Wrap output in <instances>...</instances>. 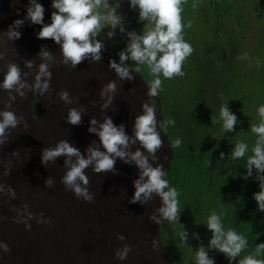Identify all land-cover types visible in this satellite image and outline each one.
Segmentation results:
<instances>
[{
  "label": "clouds",
  "instance_id": "1",
  "mask_svg": "<svg viewBox=\"0 0 264 264\" xmlns=\"http://www.w3.org/2000/svg\"><path fill=\"white\" fill-rule=\"evenodd\" d=\"M121 3L122 0H51L50 6L55 11L50 15V22L44 23L43 5L38 0H28L25 17L14 20L7 32L12 40L18 39L21 32L17 29L24 25L25 20L34 25H41L36 33L37 38H51L60 46L62 63L75 68L81 61H100L107 38L114 40L118 29L120 33L126 35L127 41L121 43L118 41L117 44L126 46L117 53L119 62L109 61V68L113 69L122 81L125 79L131 81L133 70H130L126 61L135 62V72H139L141 66H147L149 74L153 77L148 83L147 95L157 97L162 90L161 77L172 79L174 76H183L185 74L182 70L183 62L193 52L192 46L184 39L183 34V30L191 26V22L182 23L183 0H127L129 8L138 12V22L147 21L152 25L143 32L126 31V17L118 11ZM218 20L214 21L215 27ZM100 36L104 37L100 38ZM38 55L43 62L39 64L34 82L31 84L27 83L25 79L27 73L19 64L15 62L8 64L3 79L0 80V89L8 91L9 100H15L16 95L24 97L28 91L37 95H44L49 91L52 75L50 65L55 63V58L46 46L40 48ZM24 67L31 68V61L26 60ZM196 81L198 84L197 78ZM115 90L114 81H110L102 89L101 96L106 97L102 108L106 109L112 104L113 98L110 93H114ZM58 95L65 104L73 102L65 89L60 90ZM200 95L203 96L201 93ZM141 108V114L134 118L132 134L126 132L123 123L116 125L107 115L102 122L92 118L89 120L87 131L98 137V143L92 141L82 154L73 143L62 139L54 147L42 150L41 162L43 164L56 162L63 155V167L66 171L61 182L66 190L85 202L93 200V195L88 190L89 180L85 169L91 167L96 173H115L114 165L117 158L125 164L134 165L138 172L137 178L132 181L134 193L129 202H139L144 205L158 196L161 201L160 207L150 219L157 224L167 220L179 225L176 235L181 242L186 243L189 233L181 223H178L183 210L178 199L179 192L169 184L163 166L159 164L154 166L149 158L151 156L154 160L156 151L162 145L160 130H166L169 125H174L175 121L158 120L157 110L151 103L144 102ZM8 109L10 104L6 105L5 110H0V139L4 137L7 129L16 127L23 119ZM82 113H84L83 106L70 108L65 117L66 122L79 125ZM257 113L260 117L259 123L250 126L251 133L255 134L251 154L246 156L249 145L240 141L235 143L230 155L233 160L246 156L244 165L246 172L242 179L252 177L255 170L259 191L253 193V199L256 201L257 210L264 212V104L257 107ZM218 122L223 133L232 132L234 125L239 124L236 114L229 109L228 102L221 106ZM137 143L140 147L133 151L132 146ZM180 145V137L170 142V146L174 149ZM224 155L223 152L220 153L221 158H224ZM53 184L54 180L47 177L45 185L52 187ZM223 216V212L217 213L215 210L207 216L204 225L211 232V237L207 246L200 245L195 250V264H215V259L209 256L210 249L224 254L229 264H232V261L248 247V240L244 234L238 233L233 228H225ZM38 222L51 223L50 218H43ZM26 226L30 227V225ZM192 237L199 239L198 233L195 232L192 233ZM117 239L125 241L123 234H118ZM131 250L129 244L122 243L114 256L123 261ZM0 251H10L7 242L0 241ZM262 255H264V242L256 244L253 251L240 258L237 264H264V259L260 258Z\"/></svg>",
  "mask_w": 264,
  "mask_h": 264
},
{
  "label": "rangeland",
  "instance_id": "2",
  "mask_svg": "<svg viewBox=\"0 0 264 264\" xmlns=\"http://www.w3.org/2000/svg\"><path fill=\"white\" fill-rule=\"evenodd\" d=\"M49 1L50 0H38L40 3L43 2L42 5L45 7V9L48 8L47 6L49 5ZM4 4H6L5 0H0L1 10ZM182 9V23L191 22V26L183 30L184 39L190 43L193 48V52L183 62L182 70L185 73L183 76H174L172 79H164L161 77L162 90L157 96L159 97L166 119H172L175 121V124L169 125L166 130H160L161 140L165 138L166 131L170 142L176 137H180V147H182V149L178 152L174 148L172 149L170 142L168 141V153H170V156L175 158L176 163L172 165V172H167V179H169L168 177L176 178L173 181L176 185L173 184V182H170L169 184L171 186H175L179 192L178 198L181 200L189 201V193H194L190 188L194 187V189H197L200 193L205 192L207 190L205 188H212L214 194L210 195V198L199 197L195 203H198L199 201V204L203 205L202 200H204L205 204V199H209L206 204L209 205V202H211V205H215V211H217V213L223 212V221L227 220L232 223L237 221L240 223L238 224V227H233L232 224V227L230 228H235L236 231L238 230V233H242L245 236H247V227L245 221H248V217H257L253 222H256L257 225L255 224V226L258 228L248 230L252 233L255 232L259 234V237L256 240L248 243L249 251L252 252L256 244L264 242V212L258 211L257 205H254V207L249 210L252 211L249 214L246 207L245 211H242L241 209H235L230 206L231 204H235V199L239 196H242V199H246L243 189L244 182L241 174L246 171L244 165L246 164L247 154L244 158L233 160L230 155L232 146H230L228 142L232 139L233 141L237 140L235 143L243 141L249 146L254 145V141H249L250 138L255 137V134L251 133L250 131V126L252 124L259 123L260 117L257 113V107L261 104H264V0H183ZM118 11L126 17V31L135 30L137 32H143L152 27V25L147 21L138 22V12L129 8L127 0H122ZM15 13L18 12L10 11L7 8L5 11H1L0 24L5 23L6 16H8V18L11 20V16ZM45 13L47 12L45 11L44 14ZM25 15L26 11L24 12V17ZM216 19H219L222 22V28L220 30H217L214 25V21ZM27 22L29 21L25 20V25ZM10 25L0 26V41L8 34L7 31ZM40 28L41 25L36 26L37 30H40ZM105 30L107 31L108 29L106 28ZM231 35L234 36V39L231 38ZM102 37L103 36H100V38ZM238 38H240L239 42H237ZM231 39L237 44L238 50L236 51L238 55L235 59V70L230 77L228 76L229 85L228 93L226 94V103L228 102L229 109L236 114L239 124L234 125V130L232 132L223 133L221 125L218 122L219 112L215 113L213 122H211L208 126H206L207 118L205 119L204 124H202L200 121V112L202 107L206 105L207 99L201 95V98L197 97V95L200 93V87L197 84L195 72L192 73L193 69L191 68V64L194 63L198 58V61H203V59L207 57L213 58L214 56H218L220 58L218 62L223 63V56H225L227 53L231 54ZM106 41L107 43L105 44L103 50H110V52L119 59L117 53L126 45L122 46L117 44V42L119 41L121 43L127 41L126 35L120 33L117 29L114 40H108L107 38ZM106 41L104 40V43ZM52 43L53 54L55 55L59 45L54 41H52ZM108 45H110L109 47L111 49L108 47ZM116 49L118 52L115 51ZM35 50L38 54L40 49L35 48ZM59 53H61V51ZM39 59L40 56H38L36 61H39ZM126 63L130 68L131 66L135 68V66L132 64H135V62L126 61ZM52 65L54 67H59L58 72L61 68L63 76L76 74L70 65L65 66L62 61H60V64L58 65H54L52 63L50 68ZM29 71H31L32 80L34 82V77L38 71V67L34 70L32 66L26 71L28 75H31ZM140 71L143 76L145 75L142 77L140 82L146 86L148 85L149 81L153 79V77L149 74L147 66H141ZM57 74V72L56 74L52 73L50 89L47 93L41 95L42 99L38 105V108L34 110L29 108L32 105V102L28 92H26L24 97L16 95L15 100H10L9 102H6L2 105V108H6L4 106L8 104H17L20 108L16 109V115L18 117H23L17 126L20 127L23 124V127L39 132L37 136L32 139L31 143V146L34 147L33 150L37 149V155L32 160L29 158V161L27 160L26 155L24 157L25 159H20V165H22L19 166V171L22 173V175H19V181L22 182L23 180L24 182V184L23 182L20 184V192H22L23 189L25 192V194L22 192L24 196H29L27 191H29V188L31 187L29 186L28 181H30V183H32L35 188L33 193H36L39 190L42 192L41 196H36L37 198L33 205H29L28 202H25L28 205L29 210L34 207V210L32 209V212L30 211L31 216H28V219L30 221L34 220V223L39 225L37 226V229L38 232L44 234L42 235L43 237L48 236L49 234V237H53L54 241H56V239H54L55 230L53 214H51V216L49 215L48 206V191L49 188L53 189V185L52 187H47L45 185V180L47 177H51L54 182L55 180L61 181V178L66 171V169L63 167L64 156H60L56 162H47L43 164L41 162L40 154H42V150L44 148L54 147L55 144L62 139L73 143L82 153H85V149L92 141H96L97 143L99 142L98 137H96L95 134L89 133L87 131V128L89 127V120L94 118L97 121L102 122L105 117V115L102 113H97L94 115L89 110L88 113L84 115L85 117L81 118V123L79 125H71L67 123L65 117L69 109L78 107L80 104V98L78 94L75 93L76 87L78 86L75 82L67 85L68 81L65 82L64 80L59 79L56 76ZM108 79L109 78L106 80L108 81ZM120 87L121 86L118 88ZM118 88L114 93L118 92ZM62 89H65L69 92L73 101L71 104H65L62 100H60L58 93ZM130 94L131 90H126V95L128 96H123L121 98L122 103H117V106L127 104L132 106V102H129L131 99ZM152 98L154 100H152ZM139 99L140 101L134 103L129 109V121L125 128L126 132L129 134H132L134 118L142 112V103L149 101L151 104H156L155 98L149 97L147 95L146 89H144ZM176 108L182 110L183 114L187 115L186 118L191 115L190 117L192 120L197 123V130H195L192 126L190 127L189 131L184 130L182 129V123L179 126V118L175 113ZM182 118H184V116H182ZM157 119L161 120L158 117ZM12 138L16 139L14 137ZM189 141L194 143V153L192 155V157H195L192 158L194 159V165L200 161V163H207L206 166L198 165L197 168L194 165L191 166V164L187 165L189 155L186 154V147L189 145ZM235 143L233 145H235ZM221 152L225 154L224 158H229L232 160V162L230 160L221 158ZM177 154L179 156H177ZM37 157L38 160L35 162V164H39L35 166L34 172H42L44 170L45 173L43 177L37 173V175L33 173V165L35 164H32V161H35ZM5 162H7V166H11L17 170V164L13 159L12 161L6 160ZM150 162H152L154 165V160H152V158H150ZM231 167L239 170L240 173L237 175L238 178L229 170ZM114 168L116 169V172H122L120 176L125 175L128 172L137 175L138 172L134 165L130 166L125 164L124 162L120 161L119 158H117ZM226 168L229 169L226 170ZM23 173H32L33 175L25 174V176ZM233 178H237L235 182V190H231L228 187L230 181H232ZM41 179L44 181H39ZM117 180H123V178L118 177ZM114 182H116V178H114ZM128 185L129 182L125 183L126 188H128ZM62 187L64 196L63 235L67 237L69 235L70 237H72V235L77 237L79 232H77V226L75 224L81 218V209L79 207H76L75 209L74 204H72L73 198L72 193L70 194L71 191L66 190L63 183ZM250 193L253 194L255 192L250 191ZM102 194L94 195L93 197L95 199H101ZM195 196H199V194H196ZM38 210L41 211L39 212ZM34 215L39 216L38 220L41 221L43 218H50L51 223H37ZM236 216H241L245 221H241L240 219L236 220ZM73 243L78 245L75 242ZM37 246L38 242L36 240L34 249ZM246 252V249H244L240 256L237 257L236 260L232 261V264H237L236 262L240 259V257L242 258L243 256L249 254V252ZM260 258L264 259V255H262Z\"/></svg>",
  "mask_w": 264,
  "mask_h": 264
},
{
  "label": "bare ground",
  "instance_id": "3",
  "mask_svg": "<svg viewBox=\"0 0 264 264\" xmlns=\"http://www.w3.org/2000/svg\"><path fill=\"white\" fill-rule=\"evenodd\" d=\"M5 2L6 4L3 5L0 12L5 11L7 8L10 11L18 13L13 14L11 20L6 16L5 23L0 24V26L10 25L14 20L24 18L28 0H5ZM50 5L51 0L47 6L48 8L45 9L44 7L47 12L43 16L44 23L50 22V15L52 11H55ZM36 26L30 22H27L26 25L24 23L20 29H17L21 32L18 39L12 40L9 34H7L0 41V80L3 79L10 62L19 64L21 69L26 72L29 68L24 67V62L30 60L35 70L43 62L41 57L39 61H36L39 55L36 53L35 48L40 49L42 46H46L49 51L52 50L51 53L55 58L54 65H58L62 61V53H59L61 51L60 46L54 55L51 38H37L36 33L39 30L36 29ZM110 60L119 62L117 56L113 55L110 50H103L100 61L93 62L85 60L77 64L73 68L76 72L74 75L63 76L62 69L60 68L58 72L59 67H54L53 65L50 71L54 74L57 72L58 74L56 76L59 79L65 82L68 81L67 85L73 82L77 84L78 87H76L75 93L80 98L78 107L83 106L84 108V113L81 114V118H84V115L90 110L94 115L97 113L107 115L112 118L114 124L119 125L123 123L126 128L129 121V109L134 103L140 101L139 97L142 95L144 89L148 90V85L145 86L140 82L145 75L143 76L141 71L135 72L132 66L130 70H133V80L128 81L125 79L122 81L116 75L115 71L109 68ZM132 64L135 66L134 63ZM29 72L31 74V71ZM107 78H109L108 81L106 80ZM25 79L27 83H33L32 74H27ZM110 81L115 82L116 89L119 86L121 87L118 88L117 93L110 94L113 98L112 104H109L108 108L104 109L102 105L105 103L106 97L101 96V91ZM126 90H131V99L129 102H132V106L129 104L117 106V103H122L121 98L123 96H128L126 95ZM28 93L32 102L29 108L34 110L38 108L42 97L31 91H28ZM154 98L156 104L153 105L157 108V117L162 121L166 120L159 97ZM152 100L154 99L152 98ZM9 101L8 91L0 89V110H5V108H2V105ZM17 108H20L17 104L10 105V109L8 110L16 114ZM38 133V131L23 127L22 124L20 127L16 126L7 129L4 137L0 139V241L7 242L10 247V251L8 252L0 251V264H46L49 253L53 252V237L50 238L49 234L43 237L42 235L44 234L38 232L37 226L39 225L35 224L34 220L30 221L28 219V216H31L30 211L32 212L34 207L29 210L26 203L28 202L29 205H33L36 201V196H39V191L33 193L35 188L28 181L31 187L27 191L29 196H24L25 192L23 189L22 192L24 194L20 192V184L23 182V180L22 182L19 181V175H22L19 171V166L22 165H20V159L23 160L26 155L29 161V158L32 160L37 155V149L33 150L34 147L31 146V143L32 139ZM168 141L169 138L165 131V138L162 140V145L155 153L154 166L159 164L163 166L166 172H172V165L176 160L168 153L167 144L170 142ZM137 147H140L139 143L133 145L132 150L135 151ZM12 159L17 164V170L6 165L7 162L5 161H12ZM37 160L38 157L35 161H32V164H35ZM38 164L33 165V173L35 175L38 174V172H34L35 166ZM85 173L89 180V192L93 196L103 194L101 199H95L93 197L91 202H85L70 192L73 198L72 204H74L75 209L79 207L82 213L80 220L75 224L77 226V232L79 233L77 237L73 235L70 237L69 245L74 254L79 258L80 264H195V250L200 245L207 246L211 237V232L204 225L208 216L207 214L215 210V205H211V202H209V205L206 204L209 199H205V204L204 200H202L203 205H200L199 201L198 203L195 202H197L199 197L210 198V195L214 194L212 188H205L207 190L200 193L192 186L193 188L190 189L194 193H189V201L178 198L180 206L183 209L180 213L178 223H181L189 233V239L186 243H183L176 235L180 227L179 225L167 220H162L157 224L150 219L153 214H156V209L160 207L161 201L158 196H155L144 205H141L139 202H129L134 193L132 181L137 178L136 174L124 172L126 174L120 176L121 171L115 173H96L91 167L85 169ZM23 174L30 175L32 173ZM118 177L123 178V180H117ZM114 178H116V182H114ZM168 178L169 183L176 179ZM127 182H129L128 188L125 187V183ZM196 194H199V196H195ZM34 217L38 223L39 216L34 215ZM223 223L226 229L232 227V224L233 227H238V224H240L237 221L232 223L227 220H224ZM26 225H30V227ZM193 232L198 233L199 239L192 237ZM118 234H123L125 241L118 240ZM36 240L38 246L34 249ZM122 243L129 244L132 249L123 261L116 259L114 256L115 251L122 246ZM209 256L215 259V264L229 263L224 254L214 249L209 250Z\"/></svg>",
  "mask_w": 264,
  "mask_h": 264
},
{
  "label": "trees",
  "instance_id": "4",
  "mask_svg": "<svg viewBox=\"0 0 264 264\" xmlns=\"http://www.w3.org/2000/svg\"><path fill=\"white\" fill-rule=\"evenodd\" d=\"M217 30L222 28L221 20L217 21L216 25ZM234 39V36L231 37ZM240 38L237 39L239 42ZM231 54L227 53L223 56L222 62H218L220 58L213 57V58H205L203 61H196L191 67L193 69V73L195 72V76L198 80V86L200 87V93L207 99V103L205 106L202 107L201 114H200V121L202 124L205 123V119L207 118L208 126L215 117V113L220 111L222 105L226 103V94L228 93V76L230 77L235 70V59L237 58V51L238 47L237 44L231 40ZM222 50V49H221ZM220 51V50H219ZM223 51V50H222ZM202 59V58H201ZM200 93L197 95L198 98L200 97ZM176 115H178V124L182 123V129L189 131L190 127L192 126L195 130H197V123L192 120L190 117L191 115L186 118L187 115L183 114V111L180 109H175ZM184 116V118H182ZM232 141V143H231ZM237 140H229L228 144L234 147V143ZM249 141H255L254 138H250ZM253 144V143H252ZM252 146H249V152L247 155L251 154ZM182 147L175 148L176 151H180ZM194 149V143L189 141V145L186 147V154L189 155V160H187V165L191 164L194 165L195 157H192ZM177 156H179L177 154ZM225 160H230L229 158H223ZM176 163V162H175ZM174 164V163H173ZM181 164V163H179ZM198 165H207V163H200L198 161L194 166L197 167ZM198 168V167H197ZM229 169V168H228ZM226 168V170H228ZM236 177L240 173L238 169L232 168L229 169ZM246 172V171H245ZM243 172V174L245 173ZM45 171L38 172V175L41 177L44 176ZM243 174H241L243 176ZM173 175V173H172ZM255 170H253L252 177L248 179H243V189L246 199H242V196H239L235 199V204H231L235 209H241L245 211V207L247 208L248 214L252 211H249L251 208L254 207L256 201L253 199V194L250 191L258 192V181L255 180ZM238 178V177H237ZM237 178H233L230 181L228 187L231 190H235V182ZM40 181H44L41 179ZM42 192L39 190V196H41ZM48 206H49V215L53 214V223H54V230H55V238L53 252L49 253L48 259L46 264H80L79 258L74 254V252L68 247L70 245V235L64 236V196H63V187L62 183L59 180H55L53 184V189L49 188L48 191ZM240 212V211H239ZM238 212V213H239ZM237 213V214H238ZM235 215V214H234ZM257 217H248V221H245L241 216H236V220L240 219L241 221L246 222V232H247V240L248 243L251 241L256 240L259 237L258 233L250 232L248 230L257 229L258 227L255 226V221ZM251 220V221H250ZM257 225V224H256ZM66 243V244H65ZM68 245V246H67ZM246 253H250L249 247L246 248Z\"/></svg>",
  "mask_w": 264,
  "mask_h": 264
}]
</instances>
